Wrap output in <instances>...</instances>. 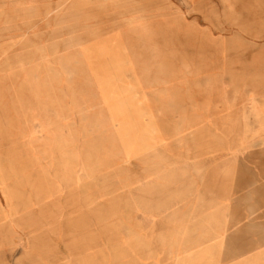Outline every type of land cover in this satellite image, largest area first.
Wrapping results in <instances>:
<instances>
[{
  "label": "rangeland",
  "instance_id": "obj_1",
  "mask_svg": "<svg viewBox=\"0 0 264 264\" xmlns=\"http://www.w3.org/2000/svg\"><path fill=\"white\" fill-rule=\"evenodd\" d=\"M263 118L264 0H0V264H184Z\"/></svg>",
  "mask_w": 264,
  "mask_h": 264
},
{
  "label": "crops",
  "instance_id": "obj_2",
  "mask_svg": "<svg viewBox=\"0 0 264 264\" xmlns=\"http://www.w3.org/2000/svg\"><path fill=\"white\" fill-rule=\"evenodd\" d=\"M258 127L264 144V118ZM256 177L250 179L260 183ZM253 187L246 199L245 191L225 198L218 188L215 201L191 206L196 219L168 222L169 245L184 264H264V182Z\"/></svg>",
  "mask_w": 264,
  "mask_h": 264
}]
</instances>
